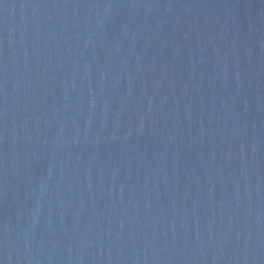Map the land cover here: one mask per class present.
<instances>
[{"label": "water", "instance_id": "obj_1", "mask_svg": "<svg viewBox=\"0 0 264 264\" xmlns=\"http://www.w3.org/2000/svg\"><path fill=\"white\" fill-rule=\"evenodd\" d=\"M0 264H264V0H0Z\"/></svg>", "mask_w": 264, "mask_h": 264}]
</instances>
